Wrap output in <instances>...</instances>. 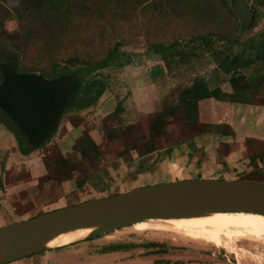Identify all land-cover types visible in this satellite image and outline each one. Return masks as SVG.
I'll return each instance as SVG.
<instances>
[{"label": "rangeland", "instance_id": "1", "mask_svg": "<svg viewBox=\"0 0 264 264\" xmlns=\"http://www.w3.org/2000/svg\"><path fill=\"white\" fill-rule=\"evenodd\" d=\"M139 1L92 0V3L87 4L84 9L76 6L71 21L64 28V38L57 42H61V57H67L74 51L84 58L98 60L106 56L116 41L124 42L120 48L123 67L112 66L98 73V79L105 81L107 90L96 103L84 110H79L77 105L73 106V109L63 116L57 132L45 147L31 153L27 158H23L19 153L16 138L8 134L0 125L1 134L3 132L5 135L3 136L5 139L0 141V171L5 152L9 151L6 168L8 178L6 182L5 178L3 181L0 180V228L35 218L40 214L151 185L199 179L241 181L240 179L254 177L253 173L264 177V165L259 172L251 170L248 157L253 153V148L248 152L244 151L245 159L239 161L242 163L240 168L229 169L224 166L218 170L217 166H220L221 159L228 152L240 150L242 145L239 147L238 144L227 149L218 142L219 157L215 160L199 162L195 164L196 166L188 162L187 165L179 168L165 166L163 168L156 165L150 168L152 165L148 164L145 168L142 167L148 171L144 174L133 168L134 154H125L129 147L125 145L126 142L103 146L102 156L95 164L80 157L76 143L84 132H88L98 144L103 142V120L108 113L116 109L117 104L122 108L118 118L120 124L123 127L134 124L161 110L164 104L169 103V98L173 99L181 91L188 89L196 78H205L211 88L222 85L225 80L218 73V64L213 58L214 50L226 54H241L247 45L249 47L252 39L264 45V7H258L254 0H249L248 4L255 7L256 18L252 26L253 30L247 34L238 30L239 40L233 45L228 39H232L231 28L235 30L237 23L228 17L219 2L217 19L197 17L194 20L188 16L184 6L176 5L174 1L151 0L142 6L138 4ZM11 3L16 5L18 0H11ZM4 28L8 33H13L18 29V23L8 20L4 23ZM212 32L221 33L226 39L219 40L212 37V50L206 52L205 48L198 46L196 39L200 35ZM192 40H195L193 45L190 43ZM32 41L34 43L26 55L18 56L23 65L28 67L39 61V52H42L46 45L45 39ZM173 43H179L178 51L183 54L182 60L176 56L171 64L174 66L183 62L180 75L168 79L165 87L153 84L147 77L155 66H164V57L152 52V48L157 44L167 47ZM166 61H170V58L167 57ZM257 67H261V64ZM252 71L253 68L245 72V75L250 77ZM0 75L2 80L1 72ZM91 93L85 95L86 101L95 97ZM201 105L204 107V104ZM202 119L209 120L205 114ZM56 149L62 152L70 161V166L74 167L72 178L63 183L40 181V178L46 175L43 159L49 154L53 155ZM258 150H260L259 154H264L263 148ZM243 160L247 162L243 163ZM8 184L15 185L16 188L8 191L10 188ZM164 224L165 221H148L101 236L90 237L63 249L45 250L43 254L35 256L33 262L36 261V264H163L164 262L264 264V231L218 224L216 232L219 239L214 243L203 240L189 241L179 237L175 239L164 230ZM121 243L136 245L154 243L159 245L155 250L159 254L151 255L153 252L145 249L122 254H101L107 245ZM51 251H54L53 256L48 255ZM25 263L29 264V261Z\"/></svg>", "mask_w": 264, "mask_h": 264}, {"label": "trees", "instance_id": "2", "mask_svg": "<svg viewBox=\"0 0 264 264\" xmlns=\"http://www.w3.org/2000/svg\"><path fill=\"white\" fill-rule=\"evenodd\" d=\"M150 1L140 0L138 4L142 6ZM171 1H174L176 5L184 6L185 10L188 11V16L194 20L197 17L217 19V3L219 2L228 17L237 23L235 30L231 28L230 35L232 39H228L231 45L238 43L240 36L238 30L245 34L253 30V27L245 29L240 25L237 15L231 8L230 0ZM254 1L258 7H264V0ZM90 3H92V0H18V3L14 5L11 0H0V66L8 63L14 65L20 74H36L48 80L64 75H78L80 87L75 95V105H77L79 110L89 108L107 90L105 81L98 79V73L112 66L122 68L124 65L120 59V48L124 44L123 41H116L106 56L99 60L84 58L80 54L74 53V51L69 53L67 57L60 56L62 54V46L61 42H57L64 38L63 31L66 24L71 21L74 8L79 6L84 9ZM8 20H14L18 23V29L13 33H8L4 28V23ZM212 37H216L219 40L226 39L221 33L212 32L198 36L196 43H198L200 48H205L206 52H210L213 46ZM36 39H45L46 45L43 51L39 52V61L32 67L25 66L18 56L26 55L34 43L32 40ZM194 42L195 40H192L190 43L193 45ZM179 47V43H173L167 47L161 44L153 46L152 52L164 57V66H155L151 71L150 76L154 82L164 84L172 76L177 77L180 75L179 71L183 62L171 66L176 56L182 60L183 54L178 51ZM213 52L214 61L218 64V73L230 85L231 94H224L219 88L211 89L205 78H196L188 89L181 91L173 99L169 98V103L164 104L161 110L125 127L120 124L121 121L118 119L122 113V108L119 104L103 120V142L101 144L97 145L88 132L83 133L81 139L75 145L80 157L87 162L95 164L102 156L103 146L119 145L122 142H126L125 145L129 146L125 154L136 152L140 157H146L155 154L164 147L191 142L195 138L207 134L233 137V131L226 125L202 123L199 117V103L204 100L215 99L232 104L264 107V95H262L264 88V45L252 39L249 47L247 45L241 54H226L215 50ZM167 57L170 58V61H166ZM62 64L64 65L61 66ZM258 64H261V67H257ZM252 68V75L247 77L245 72ZM1 82L2 80H0V84ZM90 92L95 96L90 101H86V96L85 98L80 96L81 94L87 95ZM261 95L262 97H260ZM257 98H259L258 102ZM71 109L73 107L63 113L61 119ZM0 125L16 138L19 153L23 157L30 156L32 153L31 149L13 131L12 127L3 119L1 113ZM45 144L40 149H43ZM224 146L227 149L229 148L227 145ZM245 147L247 152L250 148L254 149H252L253 153L249 155L248 160L251 164V170L259 172V170L263 169L264 154H259L260 150L258 149H264V142L248 139L245 141ZM54 152L53 155L49 154V157L45 156L43 159L46 175L41 177L40 181L48 180L63 183L71 180L74 167L70 166V161L66 159L62 152L57 149ZM253 175L254 177L240 180L264 182L263 176H257L255 173ZM4 178L6 182L8 178L7 172H5ZM8 185V187L15 186ZM158 246L154 243H146L145 245H136L134 243L110 244L102 250L101 254H122L130 253L136 249H145L153 252L151 255H156L159 254L155 251ZM37 255H40V253ZM37 255H32L28 258H33ZM163 264L169 263L164 262Z\"/></svg>", "mask_w": 264, "mask_h": 264}, {"label": "water", "instance_id": "3", "mask_svg": "<svg viewBox=\"0 0 264 264\" xmlns=\"http://www.w3.org/2000/svg\"><path fill=\"white\" fill-rule=\"evenodd\" d=\"M248 2L230 0L245 29H250L256 18L255 7ZM0 71V113L33 153L56 133L61 116L72 107L80 87L79 76L48 80L36 74H20L8 63L2 64ZM8 157L6 151L1 181ZM239 213L264 216V182L199 179L146 186L0 228V264L42 253L48 250L46 242L78 230L94 229L90 238L148 221Z\"/></svg>", "mask_w": 264, "mask_h": 264}, {"label": "crops", "instance_id": "4", "mask_svg": "<svg viewBox=\"0 0 264 264\" xmlns=\"http://www.w3.org/2000/svg\"><path fill=\"white\" fill-rule=\"evenodd\" d=\"M150 74L151 72L149 73V76L147 78H149L153 82V84L159 86L163 85L165 87L166 83L162 84L160 82H154ZM215 88H219L220 91L224 94L232 93L230 85L226 82L222 83V85H217L211 89ZM201 104H204V107H202L203 105ZM204 114L206 117L209 118L208 121H204L202 119V116ZM199 117L200 121L204 124L228 126L233 131L234 136L221 137L215 134H207L201 137H197L191 142H185L180 143L178 145L164 147L161 150L157 151L155 154L146 157H140L136 152H132L134 154L133 168L135 167L140 174H144L148 171L143 168L148 166V164L152 165L150 166V168H153L155 165L161 166L163 168L164 166L167 168H179L182 165H187L186 163L188 162H191L192 166H194L195 164H198L202 161L207 162L209 160H215L217 159V157H219V154L217 152V149L220 147L218 146L219 143L227 145L229 147H233V145L235 146L237 144L239 145V147L240 145H242V149L240 148V150H231L228 155L224 156L219 163L220 166H217L218 170L224 166L229 169L240 168L242 163L239 161L245 159L243 156L245 154L244 151H246V147L244 148L245 141L248 139H252L259 142H264V107L254 105L232 104L220 102L215 99H208L199 103ZM6 132L8 134H11L7 130ZM3 136L5 135L3 132L1 134L0 130V141L5 139ZM91 138L93 139V137ZM94 142L99 145L97 141L94 140ZM246 162L247 160H243V163ZM14 188L16 187H10L8 191L13 190ZM53 254L54 252H50L48 255L53 256ZM33 259L34 257L22 259L20 261H16L10 264H27L25 263L27 261H29V264H36V261L34 263Z\"/></svg>", "mask_w": 264, "mask_h": 264}, {"label": "bare ground", "instance_id": "5", "mask_svg": "<svg viewBox=\"0 0 264 264\" xmlns=\"http://www.w3.org/2000/svg\"><path fill=\"white\" fill-rule=\"evenodd\" d=\"M144 223V222H143ZM247 227L253 231H264V216L253 214H215L201 218L167 220L164 230L175 239L203 240L217 243L219 235L216 225ZM94 229H83L60 235L46 242L44 247L48 250L65 248L87 239ZM47 251V250H46Z\"/></svg>", "mask_w": 264, "mask_h": 264}, {"label": "flooded vegetation", "instance_id": "6", "mask_svg": "<svg viewBox=\"0 0 264 264\" xmlns=\"http://www.w3.org/2000/svg\"><path fill=\"white\" fill-rule=\"evenodd\" d=\"M248 1H249V0H248ZM248 4H249V2H248ZM77 92H78V91H77ZM77 92H76V93H77ZM76 93H75V95H76ZM82 95H83V97L85 98V95H84V94H81L80 96H82ZM75 102H76V96H75V101H74L72 107L75 106ZM64 113H65V112H64ZM61 117H62V116H61ZM60 121H61V118H60ZM57 130H58V129H57ZM56 132H57V131H56ZM53 135H54V134H53ZM53 135H52V136H53ZM44 144H45V143H44ZM40 148H41V147H40ZM40 148H39V149H40Z\"/></svg>", "mask_w": 264, "mask_h": 264}]
</instances>
